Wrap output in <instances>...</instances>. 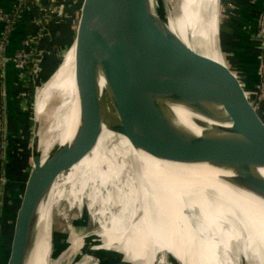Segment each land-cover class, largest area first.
<instances>
[{
  "label": "water",
  "instance_id": "obj_1",
  "mask_svg": "<svg viewBox=\"0 0 264 264\" xmlns=\"http://www.w3.org/2000/svg\"><path fill=\"white\" fill-rule=\"evenodd\" d=\"M222 3L219 0V9ZM184 5L185 0H87L83 11L84 29L76 45L79 124L70 143L54 142L46 153V145L42 143L48 140L47 136L54 141L51 126L65 98L55 94L44 114L37 116V92L32 108L34 119L6 187L0 218V264H29L39 237L41 211L47 205L49 234L41 264H69L71 234L54 229L52 213L61 200L74 201L65 187L63 198H54L49 204L52 190L58 180L61 184L60 177L81 159L82 152L96 140L107 121L122 117L141 104L156 106L173 141L167 149L158 146L155 151L157 139L148 146L154 155L158 154V159L178 163L184 160L214 169L245 168L264 172V131L240 88L235 71L193 51L170 26L173 19L183 16ZM208 10L207 20L212 13ZM217 12L215 9L218 46L226 60L221 13L218 17ZM61 58L62 53H58L39 91L52 81ZM216 86L223 94L216 91ZM245 88L257 104L256 96L246 84ZM180 110L194 118L184 120ZM196 129L201 133L197 134ZM202 180L207 186V174ZM146 181L145 178L136 181L144 194L153 193L158 200L169 195L182 210L197 212L194 199L182 190L176 196L164 194L161 187L153 189ZM233 182L246 191L250 187L255 194L261 193L258 183L250 184L241 177ZM85 199L74 203L80 207ZM207 207L210 213L214 205L208 202L206 210ZM199 212L203 219L204 215ZM203 222L207 223V219ZM238 224L235 229L244 231L240 230V235L235 237L223 235L222 244L241 245L234 240L242 238L248 244H257L264 234L256 231L253 221L239 220ZM245 229L251 230L248 237ZM162 256L160 253L157 257Z\"/></svg>",
  "mask_w": 264,
  "mask_h": 264
},
{
  "label": "bare ground",
  "instance_id": "obj_2",
  "mask_svg": "<svg viewBox=\"0 0 264 264\" xmlns=\"http://www.w3.org/2000/svg\"><path fill=\"white\" fill-rule=\"evenodd\" d=\"M218 3L219 0H185L183 16L173 19L170 26L193 51L228 68L218 46L214 13L217 9L219 17ZM208 9L212 10L209 20ZM80 34L81 32L78 36ZM77 44L78 39L74 41L71 53L52 81L37 97V116L44 114L55 94H61L65 98L56 122L51 126L54 141L47 136L48 140L42 143L46 145V153L54 142L58 141L61 145L70 143L79 124L80 111L75 82ZM216 91L223 94L217 86ZM152 104H141L128 114L115 116L107 121L96 140L82 152L81 159L64 177H60L61 184L58 180L53 188L49 204L53 203L54 198H63L66 187L73 201L87 199L88 210L99 223L98 229L94 231L99 235L100 246L94 242V231L83 237L72 231L68 253L71 264H79L84 256L89 261H99L102 251L110 252L119 264H150L153 254H160L163 243L178 228L202 243L210 251L216 264H264V234H259L261 237L257 244H248L243 238L234 240V243L241 245L233 247L222 244L223 235H240L241 229H235V226L239 227V220L253 221L258 228L256 231L264 233V172L245 168L214 169L207 165H192L184 160L178 163L158 159V154L154 155L148 146L153 145V141L157 139V151L158 146L161 149L169 148L173 141L160 120L156 106L148 107ZM251 108L259 127L264 131V124L256 114L259 105L255 103ZM180 112L184 120L194 118L183 110ZM196 131L197 134L201 133L199 129ZM172 138L174 139L173 136ZM205 174L207 186L202 180ZM237 177L250 181V184L258 183L262 188L261 193L255 194L249 186L247 189L251 192L241 189L233 182ZM140 178H145L146 184L153 189L155 186L161 187L164 194L176 196L182 190L194 199L197 212L182 210L169 195L158 200L153 193L144 194L136 186L139 184L136 181ZM170 200L173 202H166ZM208 202L214 205L210 213L208 207L206 210ZM47 207L41 211L39 237L29 264H41L43 259L41 253L46 249L49 234ZM199 210L204 215L203 219L198 214ZM204 219H207V223L203 222ZM249 233L251 230L247 229V237ZM89 242L93 245L89 246ZM187 261L185 257V262ZM158 263L161 264L160 261Z\"/></svg>",
  "mask_w": 264,
  "mask_h": 264
},
{
  "label": "crops",
  "instance_id": "obj_3",
  "mask_svg": "<svg viewBox=\"0 0 264 264\" xmlns=\"http://www.w3.org/2000/svg\"><path fill=\"white\" fill-rule=\"evenodd\" d=\"M19 0H0V8L7 13H14L18 8ZM241 6V12L233 13L231 12V17L225 19L227 27L223 34V48L225 51V57L227 59V64L231 65V69L237 71L239 75L234 74L240 81V88L243 90L244 95L247 99V102L251 107L255 106L254 97L247 91V87L254 91L257 86L260 84V65H261V52H259L260 45L259 42L254 40L255 35L257 34V21L259 14L264 10V0H237ZM80 0L76 1L75 5H72V9L67 10L62 18V25L68 24L69 35L66 37L68 30H66L64 39L61 41L62 35L60 34V41H54L53 45L49 50V60L45 63V66L42 67L41 72L37 74L35 79L36 88L43 84L45 77L47 75V70L50 67L55 55L62 53L61 61L57 67H60L61 64L66 60L67 53L70 51L73 46H71V41L74 32V23L75 18L69 19V14H76L77 9H79ZM236 2V1H235ZM40 4L44 7L48 6V16H51L54 11L57 10V7L52 5L50 0H41ZM68 5V8L71 7ZM75 6V7H74ZM36 9L32 1L29 2V10L33 12V9ZM76 12V13H75ZM235 22V23H234ZM40 27V22L34 21L30 24L24 19V22L20 24L17 30L13 33L11 39V46L9 48L8 54L12 56L19 49L22 42L29 38L33 39L34 34L36 33V27ZM3 27L0 25V34L2 33ZM35 30V31H34ZM66 37V38H65ZM78 38V36H77ZM76 38V41H77ZM71 48V49H70ZM70 49V50H69ZM66 54V55H65ZM67 56V57H66ZM245 83H244V81ZM7 86H8V107H9V121L12 126L11 136L14 139H17L22 136L23 130H26V120L28 117V112L22 108L19 100L21 93V85H19V72L16 70L14 65H8L7 67ZM264 104V103H263ZM25 106V105H23ZM257 116L264 124V105L256 112ZM9 151V163L7 166V172L12 166L14 161L11 156L13 150ZM9 169V170H10ZM8 176L11 175L8 173Z\"/></svg>",
  "mask_w": 264,
  "mask_h": 264
},
{
  "label": "rangeland",
  "instance_id": "obj_4",
  "mask_svg": "<svg viewBox=\"0 0 264 264\" xmlns=\"http://www.w3.org/2000/svg\"><path fill=\"white\" fill-rule=\"evenodd\" d=\"M69 1H72V5L73 4L75 5L76 1H78V0H69ZM255 1L256 0H254V2ZM67 2H68V0H62V4L60 5L62 8L59 10L57 9L56 11L53 12V14H56L58 16V18L61 20L64 16L65 12L68 10ZM79 4H80V5H78L79 11L77 13L75 12L76 14H74V15L69 14V19L75 18L74 32H73L74 34L72 37V41L70 42L71 46L74 45V41L76 40L77 36L79 35V33L81 32V30L83 28V25H82V23L84 22L83 11L87 5V0H80ZM72 5H71V9H72ZM48 8H49L48 6H45V9H47L49 11ZM220 10H221L220 13H221V31H222V27H223V24L225 23V19H227V18H224V13H225L224 10L225 9H224L223 3H222V7ZM53 14L51 16H49L47 20H49L50 18L52 20ZM228 14H229V12H228ZM40 25L43 26V24H40ZM43 29H44V32L41 33L39 36H37L36 39H34L32 41L33 45L35 47V54L33 55L34 58H33L32 65H33V69H35V68H37V66H39L38 74L41 72L42 67L45 66V63L49 60L48 56L50 55L49 51H47V48L43 47V44L45 43V39L49 37L51 32H49V31L46 32L47 29L44 26H43ZM259 45H260V43H259ZM72 49L70 51H68L67 56L71 53ZM259 52H261V51L259 50ZM224 56H225V54H224ZM228 68L231 70L230 64H228ZM33 77H32V79H33ZM34 79H35V77H34ZM32 82L33 81L29 82V80H27V81H24L21 79L19 80V85H21L20 86L21 87V93L19 96V100H20V104H21L22 108H24L25 111H27V109H30L29 107H32V105L34 106V98H35V95L37 94V92L42 93V90L39 91L42 84L36 88V93H35L34 86H33ZM28 88H29L30 93H32L31 96L30 95L28 96L25 93V90H27ZM6 89H7V105H8L7 77H6ZM253 92H255V91H253ZM259 103L262 104V106H263L264 100L262 102L259 101ZM23 105H25V106H23ZM8 110H9V107H8ZM31 113H32V122H33V119H34L33 109H32ZM8 118H9V112H8ZM13 136H11V135L9 136V145H10V147L15 148V146L12 145V141L14 140ZM9 151H10V149H9ZM63 200H61L56 205V207H54V210L52 213L54 229L66 231L69 234H71L73 231V232H75V234H77L78 236H82V237H83V235H86V234L98 229L99 223L96 221V219H94L91 216V212L88 210L89 207L87 204V199L84 200L83 205L80 207L78 206V204L74 203L75 201L74 202H71V201L68 202L65 200L63 201ZM174 231L175 232H173L171 234V236L169 237V239L166 242H164L162 245L163 250L160 253H162L163 256L157 257V256H159L158 252H156V254L154 253L153 256L151 257L152 259H150L151 261H149L150 264H152V263L153 264H160V263H158L159 261L161 262V264H185L186 263L185 257L188 259L186 264H209L208 261L211 262L212 264H216V262L214 261L213 256L210 253V251L206 247H204L203 244L200 243L193 235H191L190 233H188V232H186L180 228H178ZM96 233L97 232L94 231V234H93L94 240H95L94 242L96 243V245L100 246L101 241H100L98 233H97V235H96ZM70 240H71V238H70ZM87 244L89 246L93 245V244H91V242H89ZM78 260H79V258H78ZM98 260L99 261H89V259L86 258V256H84L79 261V264H88V263L89 264H109V263L117 264L116 257L111 255L110 252H107V251H102ZM69 264H71L70 261H69Z\"/></svg>",
  "mask_w": 264,
  "mask_h": 264
},
{
  "label": "built area",
  "instance_id": "obj_5",
  "mask_svg": "<svg viewBox=\"0 0 264 264\" xmlns=\"http://www.w3.org/2000/svg\"><path fill=\"white\" fill-rule=\"evenodd\" d=\"M32 1L39 12L40 18L44 20L48 19V10L40 4L41 0H19L18 8L14 13H7L0 8V25H2L3 30L0 34V218L2 216V209L4 206V201L6 198V187L10 181L7 172V166L9 163V136L11 132L9 131V118H8V105H7V89H6V77H7V67L8 65H14L16 70L19 72V80H24L29 82L33 81L35 84V79L39 72V66L33 69V55L35 54V47L33 45V39L27 38L20 45L19 49L15 54L10 56L8 54L9 48L11 46V39L13 33L16 31L18 25L24 22L23 16L30 12L29 2ZM224 18H230L231 12L237 13L241 12V6L236 4L233 0L224 1ZM58 6L57 9H61ZM229 12V14H228ZM40 20V24H43ZM257 34L254 40L260 43L261 51V65H260V84L257 88L252 91V93L257 97V104L262 106L259 101L264 100V10L259 14L257 21ZM40 65V64H39ZM35 71V72H34ZM234 71V70H233ZM236 75L237 71L234 72ZM34 74V75H33ZM35 79H34V77ZM33 77V79H32ZM244 81V80H243ZM245 83V82H244ZM36 90V89H35ZM256 93V94H255ZM30 108V107H29ZM32 109H27V112H31ZM11 144V143H10ZM15 150V149H14ZM0 256H1V227H0Z\"/></svg>",
  "mask_w": 264,
  "mask_h": 264
},
{
  "label": "trees",
  "instance_id": "obj_6",
  "mask_svg": "<svg viewBox=\"0 0 264 264\" xmlns=\"http://www.w3.org/2000/svg\"><path fill=\"white\" fill-rule=\"evenodd\" d=\"M224 1L225 0H223V3H224ZM236 4H238L239 5V3H238V1L237 0H233ZM50 2L52 3V5H54L55 7H58V6H60L61 4H62V0H50ZM72 4V1H69L68 0V2H67V6L68 5H71ZM240 6V5H239ZM71 9V7L70 8H68V11ZM40 16H42V14H40L39 15V12H38V10L37 9H33V12L31 11V13L29 12V13H27L26 15H24L23 16V18H25L26 20H27V22H29L30 24L34 21V24H35V22H40V20H42L43 21V19L44 18H40ZM41 21V22H42ZM44 22V23H43ZM42 23H43V26L44 27H46V29H47V31L46 32H51L50 33V35H49V37L48 38H46L45 39V43L43 44V47H46L47 48V51H49L50 50V48H51V46L53 45V42L54 41H60V34H63L62 35V38H61V41H63V39H64V35H65V32H66V30H68V24L67 25H62V23L64 22V21H62L61 19H59L58 18V16L56 15V14H53V17H52V20H51V18L49 19V20H44ZM235 23V22H234ZM19 26V25H18ZM18 26H17V28H18ZM43 26H41L40 25V27H36V33L34 34V38H37V36H39L41 33H43L44 32V29H43ZM227 27V25H226V23H224L223 24V27H222V36H223V34H225L224 33V31H225V28ZM17 28H16V30H17ZM68 35H69V30H68V32H67V34H66V37H68ZM65 37V38H66ZM55 58H56V55H55V57H54V59H53V61H52V63H51V65H50V67L52 66V64L54 63V61H55ZM50 67L48 68V70H47V73H48V71H49V69H50ZM34 86V90L36 89V86H35V84L33 85ZM30 88V87H29ZM29 88L27 89V90H25V93L29 96H31V94L32 93H30V91H29ZM33 90V89H32ZM32 105V104H31ZM30 105V106H31ZM33 108V105H32V107H30V109H32ZM31 112H32V110H31ZM31 112H29L28 113V117H27V120L25 121L27 124H26V130H23V134H22V136L21 137H19V138H17V139H14L13 141H12V145L13 146H15V150H13V152H12V154H11V156L13 157V159H14V161H13V163H12V166H11V169H10V165H9V169H8V173L11 175V176H13V174H14V171H15V168H16V166H17V163H18V160H19V156H20V153H21V149H22V146H24V142H25V138H26V135H27V133H28V131H29V129H30V127H31V124H32V113ZM9 131L10 132H13L12 131V126H11V124H10V121H9ZM11 176H10V178H11ZM8 189H9V187H8ZM8 189H7V192H8ZM109 264H112V263H109Z\"/></svg>",
  "mask_w": 264,
  "mask_h": 264
}]
</instances>
